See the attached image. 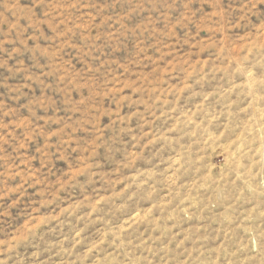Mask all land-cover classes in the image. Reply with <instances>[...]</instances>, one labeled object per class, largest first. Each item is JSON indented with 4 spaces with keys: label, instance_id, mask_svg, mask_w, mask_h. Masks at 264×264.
Here are the masks:
<instances>
[{
    "label": "rangeland",
    "instance_id": "rangeland-1",
    "mask_svg": "<svg viewBox=\"0 0 264 264\" xmlns=\"http://www.w3.org/2000/svg\"><path fill=\"white\" fill-rule=\"evenodd\" d=\"M0 264H264V0H0Z\"/></svg>",
    "mask_w": 264,
    "mask_h": 264
}]
</instances>
